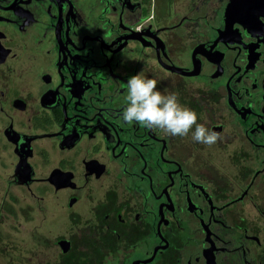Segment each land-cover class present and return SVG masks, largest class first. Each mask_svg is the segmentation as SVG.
I'll use <instances>...</instances> for the list:
<instances>
[{
	"label": "flooded vegetation",
	"instance_id": "1",
	"mask_svg": "<svg viewBox=\"0 0 264 264\" xmlns=\"http://www.w3.org/2000/svg\"><path fill=\"white\" fill-rule=\"evenodd\" d=\"M230 2L0 0V159L64 259L264 264V7ZM135 74L217 142L121 122Z\"/></svg>",
	"mask_w": 264,
	"mask_h": 264
},
{
	"label": "rangeland",
	"instance_id": "2",
	"mask_svg": "<svg viewBox=\"0 0 264 264\" xmlns=\"http://www.w3.org/2000/svg\"><path fill=\"white\" fill-rule=\"evenodd\" d=\"M5 159H0V264H64L59 246L45 239L57 231L51 230L44 201L9 183ZM31 190L46 196L43 184L35 183Z\"/></svg>",
	"mask_w": 264,
	"mask_h": 264
},
{
	"label": "clouds",
	"instance_id": "3",
	"mask_svg": "<svg viewBox=\"0 0 264 264\" xmlns=\"http://www.w3.org/2000/svg\"><path fill=\"white\" fill-rule=\"evenodd\" d=\"M157 83L156 79L140 74L127 79V103L120 113V121L160 129L171 137L190 135L192 142L197 144H215L219 139L218 133L197 123L196 112L181 105L175 92H161Z\"/></svg>",
	"mask_w": 264,
	"mask_h": 264
},
{
	"label": "water",
	"instance_id": "4",
	"mask_svg": "<svg viewBox=\"0 0 264 264\" xmlns=\"http://www.w3.org/2000/svg\"><path fill=\"white\" fill-rule=\"evenodd\" d=\"M259 0H231L230 2V12H233L235 14H240L243 17H247L248 15L252 14V11L257 8H263L264 2H258ZM28 155L22 156V159L19 163V167L24 168V175L19 172L17 169V172L20 173V182L21 183H28L31 180V170L29 172L27 171L29 169V164L27 162ZM60 246L64 253H67L70 250V243L69 241H60Z\"/></svg>",
	"mask_w": 264,
	"mask_h": 264
},
{
	"label": "trees",
	"instance_id": "5",
	"mask_svg": "<svg viewBox=\"0 0 264 264\" xmlns=\"http://www.w3.org/2000/svg\"><path fill=\"white\" fill-rule=\"evenodd\" d=\"M64 264H85V262H78L70 259H64Z\"/></svg>",
	"mask_w": 264,
	"mask_h": 264
}]
</instances>
